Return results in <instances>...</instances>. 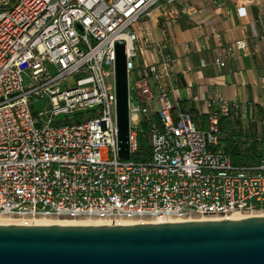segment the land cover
I'll return each instance as SVG.
<instances>
[{
  "label": "built area",
  "instance_id": "obj_1",
  "mask_svg": "<svg viewBox=\"0 0 264 264\" xmlns=\"http://www.w3.org/2000/svg\"><path fill=\"white\" fill-rule=\"evenodd\" d=\"M163 1L175 0H0V217L112 225L264 214V160L236 166L219 145L218 118L230 110L223 97L201 129L170 99L168 58L136 70L134 27ZM119 40L128 84L134 78L126 161L117 149ZM246 47L228 45L215 66ZM143 120L150 152L136 160Z\"/></svg>",
  "mask_w": 264,
  "mask_h": 264
},
{
  "label": "water",
  "instance_id": "obj_2",
  "mask_svg": "<svg viewBox=\"0 0 264 264\" xmlns=\"http://www.w3.org/2000/svg\"><path fill=\"white\" fill-rule=\"evenodd\" d=\"M114 72L117 149L126 161L131 153L123 40L115 43ZM0 264H264V216L127 225H0Z\"/></svg>",
  "mask_w": 264,
  "mask_h": 264
},
{
  "label": "crops",
  "instance_id": "obj_3",
  "mask_svg": "<svg viewBox=\"0 0 264 264\" xmlns=\"http://www.w3.org/2000/svg\"><path fill=\"white\" fill-rule=\"evenodd\" d=\"M261 6L264 0L163 1L134 27L136 70L168 58L172 75L165 86L170 99L190 112L194 121L217 108L218 94L229 104V113L243 122H264ZM237 40L246 41L247 47L222 68L215 66L219 53H226L227 46Z\"/></svg>",
  "mask_w": 264,
  "mask_h": 264
},
{
  "label": "trees",
  "instance_id": "obj_4",
  "mask_svg": "<svg viewBox=\"0 0 264 264\" xmlns=\"http://www.w3.org/2000/svg\"><path fill=\"white\" fill-rule=\"evenodd\" d=\"M207 116L195 121L196 126L206 128ZM195 120V119H194ZM150 125L143 120L136 129V141L139 151L136 160H144L150 152ZM217 136L219 145L229 156L233 165L246 166L264 160V122L253 120L243 122L238 116L228 114L218 118Z\"/></svg>",
  "mask_w": 264,
  "mask_h": 264
},
{
  "label": "bare ground",
  "instance_id": "obj_5",
  "mask_svg": "<svg viewBox=\"0 0 264 264\" xmlns=\"http://www.w3.org/2000/svg\"><path fill=\"white\" fill-rule=\"evenodd\" d=\"M255 217V216H264V214L257 215H243L240 213H234L227 217L226 219H242L247 217ZM204 221L209 220L206 218H195L189 221ZM127 225L133 224L131 222L119 221L116 225ZM0 225H109L107 222L101 220H69V219H61V220H52V219H37L33 221L24 220V219H15L9 217H0Z\"/></svg>",
  "mask_w": 264,
  "mask_h": 264
},
{
  "label": "rangeland",
  "instance_id": "obj_6",
  "mask_svg": "<svg viewBox=\"0 0 264 264\" xmlns=\"http://www.w3.org/2000/svg\"><path fill=\"white\" fill-rule=\"evenodd\" d=\"M136 60V59H135ZM135 60H134V62H135ZM129 85H130V87H131V89H133L134 88V78H133V74L132 73H130V76H129ZM82 118V114H80L79 115V117H78V119H81ZM243 215H251V214H249V213H244ZM256 215V214H255ZM53 220V219H52Z\"/></svg>",
  "mask_w": 264,
  "mask_h": 264
}]
</instances>
